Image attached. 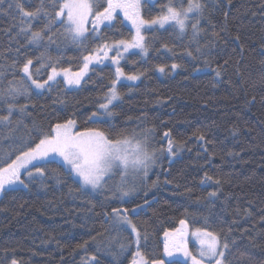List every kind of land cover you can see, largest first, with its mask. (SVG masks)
Wrapping results in <instances>:
<instances>
[{
	"label": "trees",
	"instance_id": "1",
	"mask_svg": "<svg viewBox=\"0 0 264 264\" xmlns=\"http://www.w3.org/2000/svg\"><path fill=\"white\" fill-rule=\"evenodd\" d=\"M21 2L32 10L39 0H31V5L28 0ZM206 2L207 19L200 22L205 31L198 38L201 53L189 43L190 28L183 37L172 31H145L148 55L128 54L120 63L125 75H143L135 86H117L122 99L113 108L115 115L100 119L108 123L87 119L97 111V101L114 78L108 65L90 68L77 90H68L61 81L51 92L18 98L19 104L27 105V114L16 112L9 127L0 126V167L38 142L37 128L47 131L66 118H74L78 130L100 127L107 131L109 124L117 129H154L150 148H166L163 133L170 131L183 147L171 161L166 153L159 156L160 172L152 173L148 180L152 185L159 178L152 192L141 191L124 201L111 193L79 191L60 160L52 159L47 163L43 185L17 187L0 195V264H11L12 260L17 264H82L88 255H96L99 264H116L112 253L118 248L110 242L132 237L128 231H118L105 213L116 207L128 209L129 214L149 201L144 212L130 219L142 235H147V240H141V251L150 261L172 264L163 261V236L183 219L189 230L200 228L218 234L221 242L226 239L229 264H264V0ZM142 11L146 17L154 15L158 6L148 5ZM14 15L12 10L8 15L0 14V65L5 68L14 58L23 60L17 48L32 58L44 51L21 47L26 43L23 36L11 39L19 30L13 27L18 23ZM120 21L118 16L115 28H101L105 40L130 38L131 30ZM53 31L56 42L48 53L59 58L58 67L78 71L86 49L94 48L98 41L89 39L86 47L78 46L66 39L59 25ZM185 48L197 58L183 55ZM172 63L181 67L173 71ZM158 65L167 66L165 73L156 70ZM19 76L17 72V81ZM41 78L46 79V72ZM10 80L13 74L8 68L0 79V89ZM5 114L0 104V115ZM200 132L210 142L199 141ZM205 173L219 178L221 184L202 183ZM57 177L63 182L58 184ZM211 192L216 196L210 197ZM85 241L87 252L78 247ZM130 260V253H126L119 257V264H129Z\"/></svg>",
	"mask_w": 264,
	"mask_h": 264
},
{
	"label": "snow or ice",
	"instance_id": "2",
	"mask_svg": "<svg viewBox=\"0 0 264 264\" xmlns=\"http://www.w3.org/2000/svg\"><path fill=\"white\" fill-rule=\"evenodd\" d=\"M28 3L31 5V0H28ZM228 3L230 4L231 0H228ZM148 5L158 6V11L146 17L142 9ZM207 8L206 0H39L35 8L28 10L21 0H0V14L8 15L9 10L17 14L12 17L14 20L18 19V23L13 27H18L19 30L11 39L23 36L26 43L21 47L44 49L39 56L32 58L26 53H21L20 48H17L15 51L18 55H23V60L14 58L7 68L0 65V79L4 77L8 68L12 69L13 74V80L8 81L7 87L0 89V104H3L6 111L5 115H0V126L9 127L12 124L11 118L16 112L27 114V105L19 104V97L30 98L32 95H42L45 91L51 92L61 83L58 79L61 77L67 88H78L87 76L90 65L100 64L106 60L116 66L114 78L107 86V91L97 101V111L92 112L87 119L93 123H108L107 120L101 121L100 117L111 118L115 115L113 112L115 102L122 99L117 85L122 80H139L143 75V73L125 75L120 66V61L126 59L125 54H135L132 50H138L142 57L148 55L145 31H172L183 37L189 28L191 29L189 43L196 45V53H201L202 47L198 38L205 30L200 27V22L207 19L205 15ZM118 13H122L124 18L120 23L129 22L134 34L128 39L108 42L103 37L101 26L115 28L114 21L118 19ZM89 17L92 18L91 30L87 27ZM57 25L64 29L66 39H70L78 46L86 47L89 39L98 41L94 48L86 49L87 54L82 56L78 71L73 72L70 68L58 67L59 58H53L47 51L56 42L53 29ZM214 35L218 34L214 33ZM162 47L173 56L176 55L167 44H163ZM110 52L114 54L110 56ZM183 55L193 60L197 58L188 48H185ZM205 66H208L207 61ZM166 67V65H158L156 70L165 73ZM180 67L181 65L177 63L170 65L173 71ZM213 71L216 72V76H220L218 70L213 69ZM17 72L20 74L18 81ZM45 72L46 79H42L41 75ZM137 128L117 129L115 125L109 124L107 131L100 127H85L83 130H78L74 118L57 122L47 131L37 128L38 142L34 146H28L27 150H21L15 159L0 167V195L15 191L18 186L27 189L30 184L43 185L48 175L45 170L47 163L51 162L52 157H59L63 165L67 166V175L76 178L74 183H78L79 191L89 194L108 191L113 198L124 201V198L135 191L137 180L140 183L147 181L149 171L156 165L159 156L165 153L175 156L183 147L174 140L170 131H166L163 136L167 141V147L150 148L155 130L139 126ZM197 139L210 142L206 141L203 132L197 135ZM2 144L3 141L0 140V147ZM2 155L10 156V153ZM116 177H119L118 182H114ZM110 181L114 183L110 185ZM62 182L57 177V183ZM158 182L159 178L152 182V186L155 187ZM202 183L220 185L221 180L205 173ZM216 194L211 192L209 196L215 197ZM142 207L137 205L132 212H137ZM105 215L110 216L118 231L130 230L129 235L132 237L131 239L114 238L110 242L115 243L118 248V252L112 253L116 264H119V257L126 253L131 255L129 264H163L162 261L155 259L150 261L142 253L141 240H147V235H142L136 224L132 222L128 209L114 207L111 213ZM179 224L180 227L173 232H164L165 254L171 257L174 252H179L185 258L183 261H173L172 264H188L189 260L191 264H229L226 258L229 244L226 239L221 242L218 234L197 228L191 233L199 242L197 254L194 255L185 242V237L188 235L187 222L181 219ZM87 245L88 241H85L78 247L87 252ZM11 264H17V261L12 260ZM82 264H99V260L96 255H88L82 258Z\"/></svg>",
	"mask_w": 264,
	"mask_h": 264
},
{
	"label": "rangeland",
	"instance_id": "3",
	"mask_svg": "<svg viewBox=\"0 0 264 264\" xmlns=\"http://www.w3.org/2000/svg\"><path fill=\"white\" fill-rule=\"evenodd\" d=\"M118 16L121 18V20H123L124 18H123V14L122 13H118ZM91 17H89V23H88V25H87V27L89 28V30H91V28H92V24H91ZM127 28H129L130 30H131V32H132V34H134V29H132V26H131V24L129 23V22H127V21H124V23H123ZM102 27H104V26H101V28ZM132 53H138L139 54V51L138 50H132ZM114 53H109V55L111 56V55H113ZM128 54H131V53H126L125 54V56H127ZM123 61V59L120 61V63ZM105 65H108V66H110L111 68H112V70H113V73L115 74V68H116V66L115 65H113V64H111V62L110 61H104L103 63H100V64H92V65H90V68H92V67H99V66H105ZM59 80H61L62 81V77L61 78H58ZM140 80V79H139ZM139 80H136V81H127V80H122L121 81V83L120 84H125V85H129V86H135L138 82H139ZM82 83V82H81ZM119 85V84H118ZM117 85V86H118ZM65 87H66V85H65ZM80 87V86H79ZM78 87V88H79ZM67 88V87H66ZM78 88H71V89H69V88H67L68 90H77ZM119 101H117V102H115V104L116 103H118ZM100 119H108V118H106V117H100ZM167 147V146H166ZM180 152V151H179ZM178 154V153H177ZM166 156H167V158H168V160L169 161H171L172 159H173V156H169L167 153H166ZM52 159H58V160H60V158L59 157H52L51 158V160ZM60 162L63 164V162L60 160ZM64 167H65V169L68 171V169H67V166L66 165H63ZM155 172V174L156 175H158L159 174V172H160V166L159 165H157V163H156V165L155 166H153L152 168H151V170L149 171V176H148V178H147V181L145 182V183H140L138 180L135 182V191L130 195V196H128V197H126V198H124V200H127V199H129V198H131L134 194H137L138 192H141V191H144L146 194H148V193H150V192H152V190L154 189V187L152 186V185H149V182H148V180L150 179V177H151V175H152V173H154ZM73 177V179L75 180L76 178L74 177V176H72ZM119 181V177H116V179H115V181L114 182H118ZM113 182V183H114ZM19 187V186H18ZM103 193H111V192H108V191H105V192H103ZM91 194H94V195H99V194H101L100 192H97V193H91ZM109 200H113V198L112 197H110L109 198ZM180 227V224L178 225V227L177 228H179ZM176 228V229H177ZM130 231V230H129ZM128 231V232H129ZM192 231H194V230H189L188 229V235L185 237V242L187 243V246H188V249H189V251H191L194 255L195 254H197V250H198V248H199V242L198 241H196L195 240V238L191 235V233H192ZM173 232V231H172ZM164 236H163V261H165V262H170V261H183L185 258L183 257V255L181 254V253H179V252H174V254H173V256H167L166 254H165V252H164ZM135 250V249H134ZM188 264H191V261L189 260L188 261Z\"/></svg>",
	"mask_w": 264,
	"mask_h": 264
},
{
	"label": "water",
	"instance_id": "4",
	"mask_svg": "<svg viewBox=\"0 0 264 264\" xmlns=\"http://www.w3.org/2000/svg\"><path fill=\"white\" fill-rule=\"evenodd\" d=\"M150 203L151 202L149 201V202L143 204L142 205L143 207L141 209H139L137 212H132V210H130L129 214H128L129 217L130 218H136L139 215V213L144 212L146 210V208L150 205Z\"/></svg>",
	"mask_w": 264,
	"mask_h": 264
}]
</instances>
